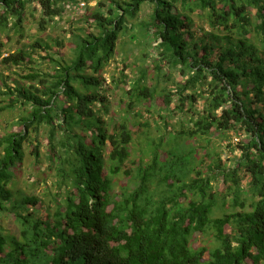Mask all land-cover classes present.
Listing matches in <instances>:
<instances>
[{
    "label": "trees",
    "instance_id": "16d2710c",
    "mask_svg": "<svg viewBox=\"0 0 264 264\" xmlns=\"http://www.w3.org/2000/svg\"><path fill=\"white\" fill-rule=\"evenodd\" d=\"M34 1L40 31L78 3L0 0V33L22 36ZM107 1L99 3L105 11H85L71 25L69 61L46 53L41 60L53 64L52 72L28 74L25 79L35 85L0 92L8 101L0 112L17 106L23 112L15 123L19 130L0 135V213L19 225L18 235L0 225V264H264V0ZM144 7L147 14L140 18ZM82 23L92 31L74 27ZM135 29L133 38L157 43V76L166 62L186 79L157 95L156 87L141 84L145 70L129 85L123 63L116 85H128L130 101L114 122L104 118L111 104L99 73L114 58L122 33ZM50 48L36 39L30 52L18 50L1 63L32 62L36 50ZM158 96L165 109L173 105L175 112L191 114L192 128L181 123L169 141L162 136L149 142V156L132 162L135 126L127 113ZM43 129L48 169L56 178L54 200L61 197L45 220L37 215L38 197L15 195L11 188L25 143L35 144L31 155L40 163L37 137ZM213 133L242 138L232 165L223 167L219 157L205 169L198 165L203 160L189 140ZM119 176L126 182H118ZM195 233L213 244L191 245Z\"/></svg>",
    "mask_w": 264,
    "mask_h": 264
},
{
    "label": "rangeland",
    "instance_id": "374dc122",
    "mask_svg": "<svg viewBox=\"0 0 264 264\" xmlns=\"http://www.w3.org/2000/svg\"><path fill=\"white\" fill-rule=\"evenodd\" d=\"M99 3L103 6L108 4L107 0H90L85 2L78 0L77 5L69 7L63 15L62 20H56L54 23H50L45 31L39 30L40 13L37 10V1H34L25 14V20L23 22V35L10 30L7 34L0 33V92H6V87L15 88L19 86L28 87L30 84L35 85L36 82H29L25 79V76L34 72H52L53 64L49 61H43L41 58L46 53H50L56 60L69 61L73 54V46L71 36L75 33V29H72L71 25L82 18L85 11L89 14L96 9L105 11V8L99 7ZM147 7L142 9L140 18H145L144 14H147ZM197 20V23L201 25V21ZM131 21L130 23H132ZM128 23V24H130ZM75 28H87L92 31L84 23L74 25ZM130 27V25H128ZM202 27L206 31H209L207 26L202 24ZM80 33V32H78ZM136 33L135 30H128L123 32L117 41L116 52L114 58L111 59L106 66L103 67L99 76L105 81L106 96L110 102L109 113L104 115L105 119L114 118V122L121 120V116H124L126 105L130 101L129 96L125 92L127 84L123 85L122 89L116 85V82L121 78L118 69H121L123 63L128 67L124 70L126 81L129 85L135 81L141 74L142 70L146 71V77L141 84L148 88L156 87L157 95H161V89L164 87H170L172 82H184L186 77L181 75L175 69L168 67L166 62H162L161 74L157 76L158 72L155 70L157 59L159 60L154 47L156 42L152 40H144L143 38H133ZM199 35L201 34L198 33ZM36 39H41L45 43L50 45V50L43 52L42 50H36L32 55V62L25 61L18 66L3 65L1 60L7 58L10 54H14L18 50H24L30 52L28 46L33 44ZM61 42V45H57L56 42ZM165 75H169V80ZM6 96L0 95V107H2L6 101ZM4 100V101H2ZM175 104V103H174ZM197 105L202 108L203 100L199 99ZM132 112L127 113V120L130 124L134 125L133 128V140L129 147L131 158L130 161L135 162L139 157H148L146 151L149 142H158V139L164 136V140L169 141L172 136L176 135L181 130V123H184L185 128H192V115L182 114L173 110V105L170 109H165V105L162 102V96H158L156 99L149 103H141L135 107ZM136 112L141 114V117H136ZM22 108L17 106L13 111L5 110L0 112V135L8 132L18 131L19 127L15 125L16 121L22 114ZM162 117V118H161ZM167 122V125L165 124ZM57 123V122H56ZM140 123H147V126H140ZM32 137L35 134H31ZM47 130L43 129L37 137L41 146L39 147L40 163L34 164V157L31 155L34 143L30 145L29 142L24 145V159L21 165H19L14 173L16 174V180L12 184V189L15 195L18 191L22 195H34L38 197L42 204L38 209V217L45 220L46 213L49 211L52 214L56 208L61 197H54L57 194V189L54 186L56 180L53 168L48 169V162L46 159V151L48 149L47 142ZM60 135L57 134V140ZM242 138L237 135L222 136L220 133H213L212 135H206L203 138H192L189 143L195 145L197 149V158L203 160L198 165H202L205 169L207 164H210L212 160L220 158L223 167H227L233 164L234 159L239 158L240 151L237 150L236 144L241 142ZM237 141V142H236ZM57 142V141H56ZM204 146L202 150L200 147ZM205 153L209 154V157L203 156ZM145 154V155H143ZM143 155V156H142ZM206 175V174H205ZM116 180L121 183H125L126 179L119 176ZM214 184V181L212 182ZM218 189L224 190L223 184L218 183ZM119 192L118 188L115 189ZM227 213L233 211L228 205ZM230 207V208H229ZM240 210V208H237ZM225 213V212H224ZM217 215H222L221 211L216 212ZM0 225L4 229V232L9 234L18 235L19 225L14 221L12 215H2L0 213ZM213 244L212 239H206L199 233H195L191 239V245L201 246L205 245L210 247Z\"/></svg>",
    "mask_w": 264,
    "mask_h": 264
},
{
    "label": "built area",
    "instance_id": "2783aa9c",
    "mask_svg": "<svg viewBox=\"0 0 264 264\" xmlns=\"http://www.w3.org/2000/svg\"><path fill=\"white\" fill-rule=\"evenodd\" d=\"M237 142V141H236Z\"/></svg>",
    "mask_w": 264,
    "mask_h": 264
}]
</instances>
